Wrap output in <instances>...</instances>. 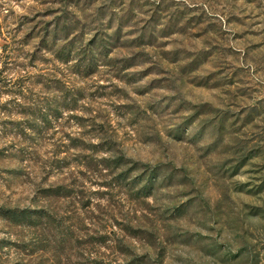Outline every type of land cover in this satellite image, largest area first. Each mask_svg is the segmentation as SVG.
<instances>
[{
    "label": "rangeland",
    "instance_id": "1",
    "mask_svg": "<svg viewBox=\"0 0 264 264\" xmlns=\"http://www.w3.org/2000/svg\"><path fill=\"white\" fill-rule=\"evenodd\" d=\"M0 208V264H264V0H0Z\"/></svg>",
    "mask_w": 264,
    "mask_h": 264
},
{
    "label": "trees",
    "instance_id": "2",
    "mask_svg": "<svg viewBox=\"0 0 264 264\" xmlns=\"http://www.w3.org/2000/svg\"><path fill=\"white\" fill-rule=\"evenodd\" d=\"M116 34H119V30L116 32ZM110 37V36H108ZM53 40H56V35H54ZM107 41L105 38H101V41ZM72 42L69 43L68 47L63 46L59 53L62 58L65 60L69 61V57L72 55V48L74 47ZM100 49L99 56H106L107 55V46L105 44H100L98 47ZM97 56V55H96ZM94 54H86L81 57V60L83 63L87 60V63H85V71H89L92 66L95 64V59L97 58ZM120 160V159H119ZM156 170L155 169H150V173L146 172L144 173L141 177L143 179H146L147 183L145 184V187L143 189H150L153 183V179L156 177L155 176ZM141 178V179H142ZM143 180H139V183L142 182ZM63 188L62 186H59L55 189H50L49 191H54L57 193H61L60 191ZM0 215L4 218L7 219L15 224H32L36 225L40 221H42L45 218H52L53 216L49 213L46 212L43 209H32V208H8V209H3L0 208Z\"/></svg>",
    "mask_w": 264,
    "mask_h": 264
}]
</instances>
